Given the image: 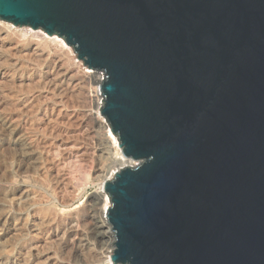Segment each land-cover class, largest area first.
I'll list each match as a JSON object with an SVG mask.
<instances>
[{
	"label": "water",
	"instance_id": "water-1",
	"mask_svg": "<svg viewBox=\"0 0 264 264\" xmlns=\"http://www.w3.org/2000/svg\"><path fill=\"white\" fill-rule=\"evenodd\" d=\"M104 73L137 160L105 184L121 264H264V0H0Z\"/></svg>",
	"mask_w": 264,
	"mask_h": 264
},
{
	"label": "rangeland",
	"instance_id": "rangeland-1",
	"mask_svg": "<svg viewBox=\"0 0 264 264\" xmlns=\"http://www.w3.org/2000/svg\"><path fill=\"white\" fill-rule=\"evenodd\" d=\"M0 27V30L3 29L5 35L6 33H8V36L10 35L6 39L9 41L8 43H12L13 46L18 45V51L16 52L15 50V56L14 52L12 56L8 51H5L9 54H7L8 58H5L6 61H4L5 59L1 60L0 58V82L2 80V74L6 71L5 80L8 79V83L5 87L0 83V258L3 259H0V264H25V261L20 260L22 259V256L19 255L25 250V248H27V246L33 244H38L39 246L37 245L38 248L29 253L27 257H31L28 258L29 262L26 264H30V262L31 264H86L89 260H95L97 264H104L103 261L102 263L98 262L94 257L93 253L97 254L101 249L99 250V248L95 247V239L88 234L91 232V224L88 221L85 210L87 204L93 199V195L101 182L102 176H97L98 174L94 173L95 169H97L98 160L100 159L99 156L102 151L105 153L103 154L104 158L108 156V146H102L101 138L103 137V129L99 128V126L96 125L93 120H90V117L87 115L88 108L86 107V96L88 93H91L97 98L96 87L98 84L92 78L91 81L90 78L87 77H84V79L82 75L75 72L71 77V83H63L64 86H59L60 88H58L57 91L53 92V89L50 90V87H44L45 85L40 82V77L45 75L47 65H49L50 62L47 61V59L35 57L30 46L32 43L42 41L44 38L49 39L47 37L49 35L41 29L34 30L32 28V30H30L29 26H17L1 19ZM13 33L14 35H12ZM5 35L3 33L1 37H4ZM53 36L54 35L49 37ZM25 42L28 43L25 44ZM83 67L88 66L85 65ZM30 77H32V81L29 80V82L28 79H30ZM21 78H23V83L20 81ZM77 78L79 80H77ZM12 81L15 82L13 83ZM28 83H32L33 85H25ZM71 84L73 87H71ZM70 91L72 92L70 93ZM59 92L60 95L58 94ZM47 94L48 96H46ZM42 96L43 98L41 99ZM49 96L53 98L51 101L48 99ZM60 97H63L64 101H66L62 108L69 113L68 115H70V117L68 116V118L70 120L65 117L64 119L67 121L65 124L53 120L51 127H55H52L55 131L54 133L51 128H46L45 124L42 123V120L47 119L46 115H48V112L49 114L51 113V109L55 106L54 104L57 103ZM58 119L60 118L58 117ZM31 124L32 127L30 126ZM60 129L61 136L58 135ZM47 139H49V142H47ZM58 139L69 140L74 143V146L79 149V156L69 155L65 152L60 154V152L54 151L53 148L51 149L54 142ZM44 141L46 142L44 143ZM24 144L26 147H23ZM107 162H110V160H105L106 164H108ZM41 208L43 210H41ZM63 208L66 210L65 214L67 213L68 216H72L68 217L67 215H64L65 218L63 222L58 223L60 228H63L69 220H74L73 222L76 224L73 231H66L65 233L64 230L59 237H56L55 229L58 228L56 227L57 225H44L42 224L41 217H43L46 212L50 214V212L54 213ZM45 209L46 212L44 213ZM21 219L24 220L22 221ZM14 223L18 225L17 228ZM31 227L32 230L37 227L38 232L35 231L36 229L32 231ZM82 231H85V233ZM71 232L74 233L72 234ZM111 244H113V238L109 240L110 249ZM85 246L88 247L86 248ZM2 247H5L6 249ZM82 251L86 254V259L80 256ZM46 252H48L49 255L53 253L51 255L53 259L45 261L46 258L44 257L46 256L44 255L47 254ZM13 259H15V261ZM84 260L87 262H84ZM19 261L21 263H19Z\"/></svg>",
	"mask_w": 264,
	"mask_h": 264
},
{
	"label": "bare ground",
	"instance_id": "bare-ground-1",
	"mask_svg": "<svg viewBox=\"0 0 264 264\" xmlns=\"http://www.w3.org/2000/svg\"><path fill=\"white\" fill-rule=\"evenodd\" d=\"M18 26V25H17ZM23 27V26H22ZM27 27V26H26ZM1 28V27H0ZM30 30H32L31 27H29ZM9 30V29H8ZM36 30V29H34ZM42 30V29H41ZM44 31V30H43ZM12 32V31H11ZM5 35V32L3 31V29L0 30V40H1V45H0V58L5 59L6 57L8 58V55L11 54L13 56V52H14V56L16 54V52L18 51V45H14L12 43H8L9 41L6 40L8 36V33H6V35L4 37H1L2 35ZM46 33V32H45ZM14 35V33L12 34ZM52 36V35H51ZM59 35L56 36V34L53 37H49L47 36L49 39H43L42 41L39 42H35L32 43L30 48L31 51H33L35 57H39V58H43V59H47V61H49V65H47V71L45 72V75L43 77H40V82L45 85L44 87H50V90L53 89L52 91H57L58 88H60L59 86H64L63 83L66 82H70L71 77L73 76V74L75 72H77V74L79 73L80 75H82V77H87L91 78L98 84V86L96 87V96L97 98H95V95L88 93V95L86 96V107L88 108L87 112H88V117H90V120H93L95 122L96 125L99 126V128L103 129V137L101 138L102 140V146L107 147L108 146V156L106 158H104L105 153H103L104 151H102V153L100 154V159L98 160L97 163V169H95L94 173L98 174L97 176H102L101 178V182L99 183V187L96 190V192L93 195V199H91V201L87 204L85 210H86V214L88 217V221L91 224V232L88 233L89 235L92 236V238L95 239L96 242V246L97 248H99V253L94 254V257L98 260V262L102 261L104 262V264H121V263H114L112 261V255L114 253V249H115V235H114V231L112 229V226L107 218V211L108 208L111 206L112 201L110 200L109 194L107 193V191H105V184L107 181L111 180L114 178V176L116 175L117 172H119L122 168H124V166H131V165H136L138 163L137 160H134L131 157H127L123 154V149L122 147H119V140L117 139V136L114 134V132L112 131V129L110 128V125L108 123L107 118L101 114V109L104 106V96L103 93L101 91V84L103 82L104 79V73L99 71V70H92L88 65V67H83L85 66L84 64V60L82 58H78L79 55L78 53L75 51L74 47L72 45H69L67 43V41L62 37L60 38ZM12 38V37H10ZM9 38V39H10ZM12 41V40H11ZM22 41V40H21ZM28 42H25V44H27ZM54 43V44H53ZM54 45V46H53ZM8 46V47H7ZM28 46V45H27ZM25 48V47H24ZM27 48V47H26ZM16 50V52H15ZM5 51H8L5 52ZM8 54V55H7ZM24 56V55H23ZM46 57V58H44ZM6 61V59L4 60ZM35 61V60H34ZM46 61V62H47ZM3 63V62H2ZM90 68V69H87ZM8 69V68H7ZM40 70V69H39ZM7 72V71H6ZM5 72V73H6ZM41 72V71H40ZM2 74V80H1V85L3 87H5V85H7L8 83V79H6V75ZM39 73V72H38ZM43 73V72H42ZM11 74V73H10ZM42 75V74H41ZM10 77V75H9ZM8 77V78H9ZM23 78L20 79V81L23 83L22 81ZM28 79V78H27ZM35 79V78H34ZM85 79V78H84ZM31 80L32 81V77H30V79H28V81ZM37 80V79H36ZM77 80H79L77 78ZM89 80V79H88ZM19 81V80H18ZM34 81V80H33ZM93 81V82H94ZM10 82V80H9ZM13 82V81H12ZM15 82V81H14ZM13 82V83H14ZM25 82V81H24ZM30 82V81H29ZM37 82V81H36ZM35 83V82H34ZM71 83V82H70ZM73 83V82H72ZM32 83H28L25 84L27 86H29ZM74 84V83H73ZM0 85V87H1ZM33 85V84H32ZM77 85V84H75ZM19 86V85H18ZM21 86V85H20ZM71 87L72 84H71ZM75 87V86H74ZM76 90V89H75ZM18 92V91H17ZM72 91H70L71 93ZM47 93V92H44ZM2 94V93H1ZM11 94V93H10ZM52 94V93H51ZM49 94V95H51ZM60 95V92L58 93ZM57 94V95H58ZM44 95V94H43ZM68 95V94H67ZM38 96V95H37ZM48 96V94L46 95ZM52 96V95H51ZM62 96V95H61ZM55 97V95H54ZM5 98V97H4ZM2 98V99H4ZM32 98V97H31ZM43 98V96L41 97V99ZM46 98V97H45ZM48 98V97H47ZM56 98V97H55ZM50 101L51 99H53L52 97L49 96L48 98ZM17 100V99H16ZM47 100V99H46ZM56 100V99H55ZM37 101V100H35ZM55 102V101H54ZM66 101H64L63 97H60L57 101L56 104H54L55 106L51 109V113L48 115H46L47 119H43L42 123L45 124L46 128H55L54 126L51 127V123H53V120L60 122L62 124H65L67 121H65V117L68 118V116L70 117V115H68L69 113H67V111L63 110V106L65 104ZM3 103V102H2ZM7 103V102H6ZM19 103V102H18ZM51 103V102H50ZM53 103V102H52ZM73 104V103H72ZM4 105V104H3ZM50 106V105H49ZM96 109V110H95ZM58 117L60 119H58ZM73 117V116H72ZM19 118V117H18ZM55 118V119H54ZM69 119V118H68ZM5 120V119H4ZM9 120V119H8ZM11 120V119H10ZM15 120V119H14ZM70 120V119H69ZM3 121V120H2ZM32 121V120H31ZM41 121V120H40ZM10 122V121H8ZM30 122V121H29ZM36 122V121H35ZM7 123V122H6ZM15 123V122H14ZM38 123V122H37ZM69 123V122H68ZM21 125V124H20ZM28 125V124H27ZM41 125V124H40ZM13 126V125H12ZM11 126V127H12ZM32 127V124L30 125ZM34 126V125H33ZM39 126V125H38ZM37 126V127H38ZM59 126V125H58ZM6 127V126H5ZM4 127V128H5ZM14 127V126H13ZM27 127V126H26ZM29 127V126H28ZM57 127V124H56ZM9 128V127H8ZM7 128V129H8ZM23 128V127H22ZM35 128V126H34ZM41 128V127H40ZM43 128V127H42ZM65 128V127H64ZM17 129V128H16ZM25 129V127H24ZM23 129V130H24ZM28 129V128H27ZM31 129V128H30ZM45 129V128H44ZM36 130V129H35ZM43 130V129H42ZM48 131V130H47ZM13 132V131H12ZM23 132V131H22ZM40 132V130H39ZM46 132V130H45ZM53 132L55 133V131L53 130ZM58 135L61 136V129L58 131ZM63 132V131H62ZM15 133V132H14ZM19 133V132H18ZM17 133V134H18ZM29 133V132H28ZM32 133V132H31ZM38 133V132H35ZM65 133V132H63ZM33 134V133H32ZM51 134V133H50ZM19 135V134H18ZM25 135V134H23ZM22 135V136H23ZM34 135V134H33ZM40 135V134H39ZM46 135V134H45ZM55 135V134H54ZM64 135V134H63ZM66 135V134H65ZM17 136V135H16ZM53 136V135H52ZM21 137V136H20ZM31 137V136H30ZM41 137V136H40ZM71 137V136H70ZM46 138V137H43ZM63 138V136H62ZM28 139V138H27ZM35 139V138H34ZM40 139V138H39ZM42 139V138H41ZM52 139V138H51ZM14 140V138H13ZM21 141V140H20ZM19 141V142H20ZM23 141V138H22ZM25 141V140H24ZM34 141V140H33ZM37 141V140H36ZM74 141V140H72ZM18 142V140H17ZM46 141H44L45 143ZM47 142H49V139H47ZM51 142V141H50ZM76 142V141H75ZM21 143V142H20ZM42 143V142H41ZM40 143V144H41ZM19 144V143H18ZM22 144V143H21ZM20 144V145H21ZM28 144L30 145V143L28 142ZM26 144V145H28ZM31 144H32V140H31ZM47 146V145H46ZM23 147H26L25 144L23 145ZM51 147V146H50ZM29 148V147H28ZM32 148V147H31ZM47 148V147H46ZM53 148L54 151L56 152H60V154H62L63 152H65L66 154L69 155H78L79 154V149L77 147L74 146V143H72L69 140H64V139H58L54 142V145L51 147V149ZM18 149V148H17ZM27 149V148H26ZM30 149V148H29ZM22 150V148H21ZM77 150V151H76ZM20 151V150H19ZM34 151V150H32ZM42 151V150H41ZM53 152V151H52ZM64 153V154H65ZM24 154V153H23ZM28 155V154H27ZM57 156V155H56ZM59 156V155H58ZM79 156V155H78ZM39 157V156H38ZM52 157V156H51ZM26 158V157H25ZM50 158V157H49ZM71 158V157H70ZM54 159V158H53ZM73 159V158H72ZM105 160H110V162H107L108 164L105 163ZM33 161V160H32ZM30 165V164H29ZM113 169V170H112ZM61 173V172H60ZM52 175V174H51ZM89 175V174H87ZM24 177V176H23ZM85 179V178H84ZM89 179V176H88ZM78 181V180H77ZM75 187V186H74ZM65 188V187H64ZM81 188V187H80ZM68 189V188H67ZM79 190V189H78ZM73 192V191H72ZM71 195V194H70ZM69 195V196H70ZM41 198V197H40ZM69 200V199H68ZM70 204V203H69ZM76 206V205H75ZM19 208V207H18ZM49 208V207H48ZM51 209V208H50ZM61 209V208H60ZM65 208H63L62 210H58L55 211L54 213L50 212L47 213L46 209L44 211L45 215H43V217H41L42 220V224L44 225H53L56 224L58 228H56V233L55 236L59 237L61 232L65 230L66 231H73L75 228V224H74V220H69L65 226L63 228H60V226L58 225V223H62L65 216L67 215V213L65 214L66 210H64ZM41 210H43L41 208ZM73 210V209H72ZM53 211V210H52ZM37 212V211H36ZM68 212V211H67ZM43 213V212H42ZM69 213V212H68ZM37 215V214H36ZM65 215V216H64ZM68 216V215H67ZM70 217L72 215H69ZM68 216V217H69ZM19 217V216H18ZM39 217V215H38ZM17 218V217H16ZM67 218V217H66ZM19 219V218H18ZM17 220V219H14ZM22 221L24 219H21ZM20 220V221H21ZM28 220V219H27ZM26 221V219H25ZM16 222V221H15ZM37 222V221H36ZM11 223V222H10ZM13 223V222H12ZM16 228L18 227V225H16V223H14ZM19 224V223H18ZM29 224V223H28ZM32 224V222H31ZM64 224V223H63ZM12 225V224H11ZM22 225V224H21ZM10 226V225H9ZM20 226V225H19ZM31 226V225H30ZM41 226V225H40ZM35 227V226H34ZM51 227V226H49ZM54 227V226H53ZM62 227V225H61ZM14 228V227H13ZM12 228V230H13ZM46 228V227H45ZM60 228V229H59ZM15 229V228H14ZM36 229V230H35ZM35 231L38 232V228L36 227ZM11 230V231H12ZM32 230V227H31ZM32 230V231H33ZM43 230V229H42ZM18 231V230H17ZM21 231V230H20ZM46 231V230H45ZM50 231V230H49ZM76 231V230H75ZM40 232V231H39ZM48 232V231H46ZM83 233H85V231H82ZM64 233V234H65ZM72 234L74 232H71ZM48 234V233H46ZM53 234V233H51ZM37 235V234H36ZM35 235V236H36ZM77 235V234H76ZM83 235V234H81ZM18 236V235H17ZM54 236V237H55ZM84 236V235H83ZM9 237V236H8ZM66 237V236H65ZM72 237V236H69ZM15 238V237H14ZM63 238V237H62ZM67 238V237H66ZM88 238V237H87ZM86 238V239H87ZM113 238V244H111V249H110V245H109V240ZM43 239V237H42ZM46 239V238H45ZM44 239V240H45ZM85 239V238H84ZM47 240V239H46ZM69 240V239H67ZM91 240V239H90ZM36 242V241H35ZM74 242V241H73ZM79 242V241H78ZM84 242V241H83ZM88 242V241H87ZM44 243V242H43ZM42 243V244H43ZM66 243V242H65ZM40 244V243H39ZM69 244V243H67ZM88 244V243H86ZM85 244V245H86ZM38 245V244H37ZM36 244H33L31 246H27V248H25V250L19 255L22 256V259H20L21 261H25L24 263L26 264L27 262H29V257H27L29 255V253L32 250H36V248H38ZM91 245V244H89ZM24 246V245H23ZM72 246V245H71ZM94 246V244H93ZM41 247V246H40ZM39 247V248H40ZM83 247V245H82ZM86 247V246H85ZM88 247V246H87ZM86 247V248H87ZM1 248V247H0ZM4 249H6L5 247H2ZM13 248V246H12ZM67 248V247H66ZM96 248V249H97ZM81 249V248H80ZM84 249V248H83ZM93 249V248H92ZM95 249V250H96ZM110 249V250H109ZM14 250V249H13ZM12 250V251H13ZM21 250V249H20ZM91 250V249H89ZM8 251V250H7ZM11 251V250H10ZM18 252V251H17ZM40 252V251H39ZM19 253V252H18ZM47 254L44 255L46 257L45 261L49 260V259H53V257H51V255L48 254V252H46ZM36 254V253H35ZM40 254V253H39ZM38 254V255H39ZM37 255V254H36ZM84 252L82 251V253H80V256H82V258H85ZM89 255V254H88ZM5 256V255H4ZM2 257V256H1ZM37 257V256H35ZM13 258V257H11ZM56 258V257H55ZM2 259V258H0ZM7 259V258H6ZM17 259V258H16ZM31 259V258H30ZM39 259V258H36ZM42 259V258H41ZM86 259V258H85ZM3 260V259H2ZM5 260V258H4ZM9 260V259H8ZM15 261V259H13ZM43 260V259H42ZM18 261V260H17ZM3 262V261H2ZM13 262V261H12ZM44 262V261H43ZM84 262H87L84 260ZM1 263V262H0ZM10 263V262H9ZM14 263V262H13ZM16 263V262H15ZM19 263H21L19 261ZM31 264V262H30ZM86 264H97L96 261H91L89 260V262H87Z\"/></svg>",
	"mask_w": 264,
	"mask_h": 264
}]
</instances>
